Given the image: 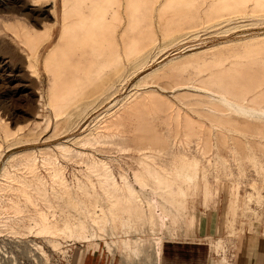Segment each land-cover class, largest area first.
I'll use <instances>...</instances> for the list:
<instances>
[{"label": "rangeland", "instance_id": "rangeland-1", "mask_svg": "<svg viewBox=\"0 0 264 264\" xmlns=\"http://www.w3.org/2000/svg\"><path fill=\"white\" fill-rule=\"evenodd\" d=\"M0 4V264H74L77 250L94 243L121 264H160L165 240L186 239L214 221L213 257L229 260L235 226L264 225V0H137L131 29L152 32L150 41L139 36L149 47L134 58L117 48L116 91L96 96L83 95L87 75L72 68L85 58H64L61 77L75 78L78 90L62 104L71 105L62 117L50 104L58 88L45 61L75 0ZM106 5L81 4L96 17L91 36L117 8ZM177 24L183 30L168 34ZM123 29L119 23L117 45ZM100 61L112 66L110 57ZM216 91L261 112L223 105ZM192 158L191 169L185 163ZM34 167L46 200L6 212ZM188 172L193 179L182 185ZM42 215L56 233L39 230ZM67 224L71 232L62 231Z\"/></svg>", "mask_w": 264, "mask_h": 264}, {"label": "bare ground", "instance_id": "bare-ground-1", "mask_svg": "<svg viewBox=\"0 0 264 264\" xmlns=\"http://www.w3.org/2000/svg\"><path fill=\"white\" fill-rule=\"evenodd\" d=\"M93 1H97V0H93ZM106 1H107L106 7L108 9H115L116 7L117 8L114 11L113 16L107 22H104L102 24V27H101L100 31L97 32L96 34H94V36H91V34L89 32L90 31L89 28L94 29V20L96 19V17H95V15H94L93 12L89 13L88 15L86 14L85 8L81 6V4H83L85 2V0H75L76 5H74L73 7H71L70 10H65V12L63 13L64 15H63L62 31H61L60 41H58L59 44H58L57 50L54 51L50 56L48 55L49 57L45 61V68L48 71H50L52 73V75H54V77H55L54 78V83H55V85L58 88V89L55 88V89L58 90V92H57V94H54L51 97V100H50L51 106H53L54 109H55V114H56L55 116H60V117L64 116L62 114L64 112H67L71 105H68L67 107L62 108V104L66 103L68 101L69 97H71L74 93H75L74 94V96H75L76 93H77L76 91L78 90L77 89L78 88V82H77V80L75 78H72V77L71 78H64L65 76L64 77H61V75H62L61 73L63 71L62 68L65 67L64 64L66 63V62L62 63L63 60H64V58H66L68 56L69 57H73L74 55H78V54H80L81 58L82 57L85 58V61L84 60H80L72 68L74 70V74L80 75L83 72L84 74L87 75V81H86V79H84L86 82H84L83 84L80 85V86L83 87V89H82L83 95H87V94L91 93L92 95H95L96 96L98 92H101L102 94L103 93L107 94L111 90L114 91L116 89L117 85H118V76H119L118 73L121 72V65L118 62H116V60H114L115 50L117 48L120 47L121 50L125 53L126 56L131 57V58L132 57L134 58V57H138L139 56V52L142 49H145L147 46L149 47V42H147L146 40L140 41L141 39H140L139 36H140V33L142 34L143 31H140L139 32L138 30H135L136 29L135 27L131 29V27H132L131 26V23L132 22L135 23V19L137 18V15H138V10H137V8H138L137 5L138 4H137V0H125V2H124V0H106ZM114 5H115V7H113ZM0 6H1V4H0ZM93 8H100V7L94 6ZM148 15H149V13H148ZM150 15H151V12H150ZM160 15H161V19L164 20L165 16L161 12H160ZM214 20H215V18H214ZM122 22L124 24V29L120 33V41L121 42H120V44L117 45L118 42L116 40L117 39V37H116V35H117L116 33L117 32L116 31H117V28L119 26V23H122ZM165 24H166V22H165ZM184 25L185 24H177V25H173V27L172 26H168V32H169L168 34L174 33V32H179L180 30H183ZM51 30H52V28H51ZM34 33H36V32H34ZM143 35H147V37L149 36L150 37L149 38V41H150V39L152 38V35L153 34H152V32L145 30L143 32ZM37 40L38 39L35 38V40L33 41V43H37L36 42ZM132 40H134V41L137 40V43H132ZM30 45H31V43H30ZM62 52H65V54L63 53L64 55H61ZM36 53H37V49L35 47L32 50V53H31L32 54V57L35 56ZM101 57H110L111 58V61L112 62L110 64L112 66L109 69L104 68L103 63H101V61H100ZM33 58H35V57H33ZM69 64H71V62ZM66 68H68V67H66ZM61 69H62V71L60 72ZM121 81H123V79ZM88 88H91V89H88ZM113 91H111V92H113ZM111 92H109V93H111ZM216 93H217L216 94L217 95V98L216 99L220 103H223V105L225 104L226 106H228V107H230L232 109L239 110L243 114L244 113H246V114H252V113L254 114V113H256V115H257V114H259L261 112V111H258L257 109L248 108L247 106H244L243 103L232 101L231 99H229L228 96H225L224 94H221V93H219L217 91H216ZM80 97H82V96H80ZM77 101H78V99H77ZM98 101H99V99H98ZM71 103H72V101H71ZM129 104H130V102L127 105H129ZM118 112H119V110H118ZM108 113H109V111H108ZM110 113H112V112H110ZM64 114L65 115H68V114H70V112L64 113ZM110 115H113V114H110ZM110 115H109V118H110ZM222 117H224V116H222ZM224 118H226V116ZM189 121H187L188 124H190ZM191 122H193V121H191ZM105 123L107 125H105ZM188 124H187V126H188ZM191 124H193V123H191ZM100 125H103V123L100 124ZM104 126H109L108 122L105 121L104 122ZM111 126H113V125H111ZM101 127H103V126H101ZM6 128L8 129V126L7 125H6ZM8 131H10V130H8ZM149 145H151V144L149 143ZM0 152H1V150H0ZM0 156H2V153H1ZM183 157H185V156H183ZM186 158H189V157L187 156ZM192 159L193 160H187L186 163H185L186 165L188 164L190 166V168H191L192 165H194L196 163V161L194 160V158H192ZM180 163H178L179 166L182 164V163L181 164ZM58 165L60 166L61 164L58 163ZM183 165H184V163H183ZM55 166H53V167H55ZM195 167H194V169H195ZM190 168H188V169H190ZM35 169H36L35 167H34L33 170L31 169V172L33 173L32 177L30 179H28V181H27L26 184H23L22 185V188L18 189V193H15V195L13 197H9L8 198V202L6 204L7 208L5 210L6 212H13L15 215H18V214H20L23 211L22 210V206H29V205L30 206H35V197H36L37 200H41V201L46 200L45 189L42 186V179L38 176V174L36 173ZM183 170L186 171L185 168ZM187 171H189V170H187ZM53 172H55V171L53 170ZM3 173H6V167L4 168ZM183 173H184V171H183ZM183 173H181V174H183ZM197 173L194 174V177H195V175L197 176ZM191 178L193 179V176H192V174H190V172H188V174H185L184 176H182V178H181V181H182L181 184L182 185H187L189 183V179H191ZM51 180H52V177H51ZM53 182H54V180H53ZM7 183H8V181H7ZM92 189H93V187H92ZM109 190H110V188H109ZM103 191H105V190H103ZM17 195H20L21 196V199L25 201L24 204H19L17 202V199H18L17 198ZM115 196H116V194H115ZM66 199L67 198H65V200ZM116 199H118V197H116ZM66 201H68V200H66ZM129 201H131V200H129ZM116 202H118V201H116ZM84 204H85V202H84ZM35 208H38V207H35ZM111 212H112V210H111ZM114 212H115V210H114ZM127 213L128 212H126V214ZM79 216H80V214H79ZM92 216H91V218H92ZM45 220H46V218L44 217V215H42L41 220H40L41 222L39 224V230L42 233H50V234H53V233H56L55 231L59 230L57 228H53L52 223H51L52 227L49 226L50 224L47 226L44 223ZM92 221H94V220H92ZM86 224L83 223V222H81L79 224V231L80 232H84V231L87 232V230L85 229L86 228ZM96 225L98 226V224H96ZM57 226H59V225H57ZM72 230H73V228L70 226V224H67L66 228L64 230H62V231L63 232H71ZM158 256H159V254H158Z\"/></svg>", "mask_w": 264, "mask_h": 264}, {"label": "crops", "instance_id": "crops-1", "mask_svg": "<svg viewBox=\"0 0 264 264\" xmlns=\"http://www.w3.org/2000/svg\"><path fill=\"white\" fill-rule=\"evenodd\" d=\"M203 220H207V216ZM199 226L186 239L165 240L161 246L160 264H264V225H251L247 222L235 226V236L231 239L232 246L227 254L229 260L223 258L219 261H215L213 255L217 252L212 250L208 241L211 235L217 234L219 225L214 221L211 227L201 223ZM74 264L121 263L116 254L108 251L101 243H94L88 245L86 250H77Z\"/></svg>", "mask_w": 264, "mask_h": 264}]
</instances>
